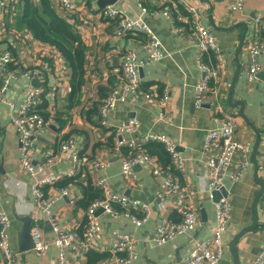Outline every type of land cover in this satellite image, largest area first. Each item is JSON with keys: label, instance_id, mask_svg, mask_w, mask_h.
<instances>
[{"label": "crops", "instance_id": "obj_1", "mask_svg": "<svg viewBox=\"0 0 264 264\" xmlns=\"http://www.w3.org/2000/svg\"><path fill=\"white\" fill-rule=\"evenodd\" d=\"M73 3L76 11L68 15L66 21L84 45L86 71L82 91L75 98L72 97L73 100L70 98L72 69L62 55L50 45L37 41L24 26L18 25L19 10L12 7L6 12H0V50L12 54L14 68L18 71L43 68L44 80H37L45 88L41 114L48 123V132L40 138L33 161L35 164L40 163L45 160L47 153L53 151L55 166L47 174L61 176L71 171L75 173L74 177L44 189L48 198H56L52 213L60 225L67 226L77 236H81L86 229L89 202L96 194H100L96 182L104 179L115 193L149 204L153 214L142 227H137L124 216L115 219L104 213L99 214L100 231L96 241L104 250L94 252L107 256L110 242L128 235L135 242V256L131 264H179L192 253L195 242L212 238V228L217 222L216 203L202 186V180L206 173L203 145L208 131L218 128V125L213 121L211 99L201 108L194 105L195 85L203 76L198 68L197 48L174 30L164 12L185 15L188 5L197 6L201 11L200 23L216 36L226 63L220 83L217 84L222 93L225 112L236 119L237 138L247 143L252 152L256 133L239 114L241 106L232 107L228 103L230 89L233 87V102L244 103V115L262 132L257 160L258 175L263 177L264 55L259 57L261 69L257 79L250 83L246 75L252 41L264 40V0H245L242 11H233V0H120L115 7L129 17L142 18L155 31L169 56L140 69L141 87L146 94L153 96L152 101L140 97L135 102H118L114 112L106 117L101 116L99 108L111 91H122L123 57L134 52L140 60H146L144 45L147 37L137 31L117 36L115 21L103 19L95 1L73 0ZM153 12L158 14L153 16ZM241 23L248 25V32L243 50L238 54L244 31ZM180 25L183 26V23ZM31 86L32 80L17 77L11 82L6 94L0 97V189L3 194L2 206L11 223L9 235L12 248L16 252L19 246L18 233L23 222L14 217L13 209L19 217L31 213L34 203L32 185L37 179L21 168L18 134L12 119L26 90ZM164 93L169 96L165 107L160 102ZM162 115L164 118H161ZM133 118L140 122L138 138L147 133H161L176 144L186 160L181 182L188 194V204L199 211L196 229L179 235L165 245L153 242L155 229L166 216L179 221L181 214L171 207L165 212L159 209L157 190L160 181L147 164L134 167V181L128 182L124 178L122 156H127L130 151L124 148L120 152L115 147L118 125ZM103 120L106 125H102ZM70 137L76 139L80 149L78 162L72 159L69 152L60 151V145ZM123 137L130 139L131 135ZM96 163L103 165L95 167ZM236 166L237 162L229 173ZM254 172V165L250 161L247 171L238 182H233L228 175L224 178V187L232 200V219L225 236L220 264H234L231 241L234 235L253 223V203L260 190ZM62 187H70L78 200L75 206L70 204L68 197L61 196ZM258 212L260 224L238 243L240 264H251L261 252L264 198L260 201ZM42 228L46 240H53L55 234L47 217L42 218ZM58 253L59 249L51 245L43 256L29 251L19 254V258L21 264H58ZM70 259L73 264H86L88 256L78 258L72 254Z\"/></svg>", "mask_w": 264, "mask_h": 264}, {"label": "built area", "instance_id": "obj_2", "mask_svg": "<svg viewBox=\"0 0 264 264\" xmlns=\"http://www.w3.org/2000/svg\"><path fill=\"white\" fill-rule=\"evenodd\" d=\"M50 1L57 13L66 18L76 11L73 0ZM233 1V11L244 9L245 0ZM8 6L9 0H0V12ZM143 11L146 12V9L143 8ZM99 13L103 19L115 21L117 36L137 31L144 33L147 37L144 45L147 54L146 60H140L134 52H129L123 57L121 63L122 91L116 89L110 92L99 109L101 116L106 117L114 112L118 102L128 100L135 102L140 97L152 101L153 96L146 94L141 87L140 69L147 64L166 59L169 54L155 31L142 18L129 17L115 6L101 9ZM151 14L155 16L158 13L153 12ZM164 14L170 19L174 30L197 48L198 68L203 76L195 85V107L201 108L209 99L212 101L213 121L218 125V128L208 131L203 145L206 173L202 180V186L212 197L214 191H219L224 187V178L227 175L233 182H238L242 178L250 164V146L237 138L236 119L225 112L222 93L217 84L220 83L226 63L216 36L209 28L200 23L201 11L197 6L188 5L185 15H175L170 11L164 12ZM180 23H183V26ZM249 55L250 65L246 78L248 82L252 83L257 79V74L261 69L259 57L264 55V40L252 41L249 47ZM14 61L11 53L0 50V97L6 94L11 82L17 77L23 76L28 80H44L43 68L18 71L14 68ZM43 95V87H29L15 117L12 119L18 134L21 168L32 177H36L42 172H49L55 166L53 151L47 153L44 161L37 164L33 161L40 138L48 132V123L40 114ZM168 101L169 96L164 93L160 100L162 106L165 107ZM161 118H164V115ZM101 123L102 125L107 124L105 120ZM139 130L140 122L136 118L122 121L117 127L118 138L115 141V147L120 152L124 148H128L130 151L127 156H122L124 178L128 182L134 181L136 178L134 167L147 164L160 181L157 190L159 209L165 212L171 207L181 214V220L178 222H174L166 216L155 229L153 242L156 245H165L179 235L193 232L199 222V211L191 208L188 204V194L181 182V173L185 170L186 160L178 151L176 144L161 133H147L138 138ZM127 134L131 135L130 139L123 137ZM150 143L164 146L170 156L169 166H163L156 158L146 152L144 146ZM60 151L69 152L75 162L79 161L80 149L75 138L70 137L64 141L60 145ZM235 162H237L236 169L229 173ZM102 165L103 163H96L95 167ZM74 176L75 173L72 171L61 176L47 174L42 180H36L32 185L34 199L31 211L33 213L32 251L43 256L48 252L51 245H55L59 249L58 264H73L70 259L72 254L80 258L86 257L90 251L102 252L104 250L96 241L100 231L98 223V211L100 209H103L105 215L115 219L122 216L127 217L137 227L146 224L153 214L149 204L115 193L106 185L104 179H100L96 182V187L102 192V196L88 206L85 232L82 236H77L67 226L58 223L51 210L56 198H48L44 190L46 187H51ZM60 194L68 197L72 206L77 204L78 200L70 187H62ZM2 199L3 194L0 189V264H21L20 255L12 248L9 235L11 223L2 206ZM216 214L217 222L212 228V238L195 242L192 253L179 264H220L225 236L230 229L232 219V200L229 196L223 197L216 203ZM43 217H47V221L54 231V239L51 241L45 238L42 228ZM108 250L109 256L96 264H131L135 256V242L131 236L124 235L111 241ZM251 264H264V231L262 233L261 252Z\"/></svg>", "mask_w": 264, "mask_h": 264}, {"label": "trees", "instance_id": "obj_3", "mask_svg": "<svg viewBox=\"0 0 264 264\" xmlns=\"http://www.w3.org/2000/svg\"><path fill=\"white\" fill-rule=\"evenodd\" d=\"M12 7L15 10H19L17 16L18 25L24 26L37 41L50 45L65 59L68 66L72 69V92L70 98L78 96L85 83V48L76 31L66 21V17L57 13L50 0H9V6L2 11L6 12L8 8ZM144 148L149 155L157 158L163 166H169L170 156L163 145L150 143L145 145ZM99 192L100 194H96L91 199L89 205L94 200L101 198L102 192L100 190ZM87 256L88 261L86 264H96L109 255L106 256L105 254L90 251Z\"/></svg>", "mask_w": 264, "mask_h": 264}, {"label": "water", "instance_id": "obj_4", "mask_svg": "<svg viewBox=\"0 0 264 264\" xmlns=\"http://www.w3.org/2000/svg\"><path fill=\"white\" fill-rule=\"evenodd\" d=\"M93 1L96 2V4L98 5V7L100 9H105L108 6H115L120 0H93ZM241 25L244 27V31H243V34H242V37L240 40L238 54H240L243 50V47L245 44V39H246L247 32H248V25L246 23H241ZM32 85L34 87H41L42 86V85H40V83L37 79L32 80ZM232 90H233V87H231L230 93L228 96L229 105L232 107H237L239 105L241 106L239 114L241 115V117L244 118L246 123H248L254 129V131L256 133V141H255V144L252 148V152L250 155V161L254 165V171H255L254 177L256 179L257 184L260 186V190L257 193V195L254 199V203H253L254 219H253L252 225L242 229L236 235H234V237L231 241V244H230V250L234 256V264H240V259L238 257V243L245 235H247L248 233L254 232L256 230V228L258 227V225L260 224L258 208L260 206V201H262V199L264 198V176L259 177V175H258L259 174V164H258L257 156H258V149H259V146L261 143L262 132L259 131L258 129H256L251 124V122L246 118V116L244 115V103H242L241 101L233 102V91ZM46 175H47V172H42L36 176V179L38 181H40ZM227 196H229V192L226 189V187H223L219 191H214L212 193V198H213V201L215 203L219 202L223 197H227ZM101 213H103V209H100L98 211V215ZM202 214L204 215L205 212L202 211ZM13 215L15 218H17L23 222V226L18 233L19 246H18L17 253L23 254V253L32 251L33 250V242H32V236H31V228H32V224H33V213L31 212V213L25 215L24 217H19L16 214L15 210L13 209Z\"/></svg>", "mask_w": 264, "mask_h": 264}]
</instances>
